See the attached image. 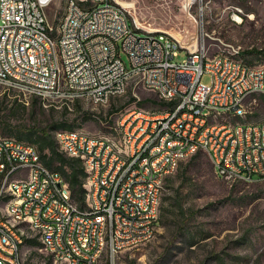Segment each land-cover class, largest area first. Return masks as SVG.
<instances>
[{"label":"built area","instance_id":"1","mask_svg":"<svg viewBox=\"0 0 264 264\" xmlns=\"http://www.w3.org/2000/svg\"><path fill=\"white\" fill-rule=\"evenodd\" d=\"M86 1L94 2V10L80 13L75 3L67 6L62 36L51 39L43 36L40 18L50 3L0 0V85L25 96L43 87V104L65 99L69 105L78 98H105L131 81L157 94L177 95V102H166L169 114L149 115L136 108L123 119L131 130L130 143H124L127 158L116 157L108 136L93 141L63 133L66 155L89 159V172H94L91 210L74 208L69 184L34 157L35 144L0 137V264L28 258L18 251V239L29 237L18 236L17 228L26 226L40 229V236H31L37 245L29 252L49 253L63 264H116L122 247L146 245L152 231L148 222L158 221L162 172L171 173L181 155L195 156L203 144H210V157H217L218 177L245 183L264 177V128L258 123L242 127V116L255 113V103L264 101L262 64L248 72L222 61L219 53L209 55L205 44L190 50L173 34L138 24L118 0ZM193 3L185 5L188 13ZM230 19L241 24L244 16L232 7ZM183 50L188 57L176 61ZM205 74L211 84L202 82ZM203 91H210V100H203ZM251 91H259V99H252ZM210 116L224 117V125L204 129ZM234 120H241V128H234ZM116 143H122L120 136ZM3 181L19 189V199L5 192Z\"/></svg>","mask_w":264,"mask_h":264},{"label":"rangeland","instance_id":"2","mask_svg":"<svg viewBox=\"0 0 264 264\" xmlns=\"http://www.w3.org/2000/svg\"><path fill=\"white\" fill-rule=\"evenodd\" d=\"M192 1L119 0L135 22L173 34L185 48L195 50L198 43L205 44L209 55H215L228 54L233 46L248 63L264 65V0H196L188 13L185 5ZM66 2L52 0L46 8L51 24L59 21ZM232 7L240 9L243 23L231 21ZM187 57L183 50L176 61ZM211 81L209 74L202 77L205 84ZM158 94L129 81L126 92L107 104L80 99L66 107L65 100L43 104L38 98L34 106L37 97L0 85V118L12 127L28 130L66 123L80 132L108 136L120 146L116 137L122 141L121 124L127 113L136 107L149 112L163 109ZM182 161L181 169L165 185L162 198L169 197L165 203L168 210L154 239L123 251L119 264H264V180L228 182L217 176L212 158L204 150ZM25 233L32 239L28 229ZM33 246L30 242L23 244V256H28L25 264L36 256L39 259L33 264H60L49 253L29 252Z\"/></svg>","mask_w":264,"mask_h":264},{"label":"bare ground","instance_id":"3","mask_svg":"<svg viewBox=\"0 0 264 264\" xmlns=\"http://www.w3.org/2000/svg\"><path fill=\"white\" fill-rule=\"evenodd\" d=\"M50 1L51 0H49L48 2H43L41 0H28V2H35V3H40V4H49ZM74 3L80 9V13H90V10H94V2H87L86 0H67L62 16L60 17L58 22L51 24V28H50V22L48 21V18L46 15V11H40V18H42L43 36L51 37V39H58V37L62 36V31H64L65 21L67 18V6H74ZM190 3H187L186 7ZM240 16H243L241 11H240ZM179 41L182 43L181 39H179ZM240 54H241L240 50L239 52H236V53L234 51L233 52L229 51L228 54H219V58L224 62H228L229 64H236L242 67H247L248 72H255L256 70H258L257 65H250V63L249 64L246 63ZM262 73H264V65H262ZM128 84H129V81H123L121 91L116 92V93H109L107 97L105 98H99L97 96H89L86 98H78V100L89 99L96 104H107L112 97L125 93ZM148 90L155 92V89H148ZM158 93L161 96V98L168 103L177 102V95H172L170 92H158ZM31 95L42 99V96H44V88L43 87L31 88ZM251 98L259 99V91H251ZM62 100H65V99L53 100V102H59ZM203 100H210V91H203ZM132 112H136V110H133ZM169 113H171V104H168L167 108L160 112H149V115H164V114H169ZM129 114L127 113L125 118ZM257 123H258L259 128H264V101H258L257 103H255V113H245L242 116V127H254V126H257ZM222 125H224V117L210 116L204 122V129H213L216 126H222ZM121 127H122L123 136H122V143L120 144V146L116 145L113 141L109 139H108V144H113V151H116L117 158H127L129 157V150H127V148L124 146V143H130L131 130H129L128 127H124V120L121 124ZM234 128H241V120H234ZM63 133H67L69 135L83 136L84 138L92 139L93 141H101L102 139H105L104 137L90 135L84 132H80L78 130L58 131L56 134L57 143L59 145L60 150L66 154H67V145L64 144L63 142ZM0 137L1 139L12 142V143L28 144L26 142L19 141L8 135L6 136L2 134L1 131H0ZM203 150L211 154V145L203 144ZM32 153H34V157L41 158L39 150L34 145H32ZM190 156L192 155H181L179 160L174 164V166H172L171 173L162 172V175L159 178V186L157 187V200H156V208H155V218L156 219L159 218V214H160L159 213L160 201L162 198V192H163V187L165 185L164 183H165L166 178L172 175L178 169L183 159L190 157ZM211 158H212L213 164H217V157H211ZM82 160L84 161L85 168L87 172L89 173L88 202H87V206L85 209H82V208L80 209L74 201H73V204H74V208H76L77 210H91L92 204H95V201H96V184H94V172H89L90 171L89 159H82ZM50 173H58V172L50 169ZM58 176L63 177L60 173H58ZM261 180H264V177H262ZM237 181L244 182V180H237ZM3 188L5 192H11L12 199H19V189H12L11 181H3ZM157 222L156 221L148 222V229H152V231H150V233L146 235V243L154 239L155 234H156ZM27 229L31 232L32 234V235L30 234L31 236H40V229L34 226H26L22 228H17V235L22 236V237H28V235H26L25 233V230ZM25 239L26 238L18 239V251H20L21 256H23L22 245L24 244ZM32 239L36 240V237H32ZM139 246H142V245L124 246L121 248V254L125 250L134 249ZM54 260L57 263L63 264V259L54 258ZM19 264H25L24 258H19ZM116 264H119V258L116 259Z\"/></svg>","mask_w":264,"mask_h":264},{"label":"trees","instance_id":"4","mask_svg":"<svg viewBox=\"0 0 264 264\" xmlns=\"http://www.w3.org/2000/svg\"><path fill=\"white\" fill-rule=\"evenodd\" d=\"M232 12V11H231ZM227 19L228 16H226ZM247 53H256L260 54L261 51H249ZM244 60V59H243ZM245 61V60H244ZM248 63V61H245ZM249 64V63H248ZM254 65V64H250ZM156 93V92H155ZM159 96V94H158ZM119 96H114L110 99V102L113 100H116ZM39 97L33 99L34 106L39 103L38 100ZM41 99V98H39ZM132 101L135 99L131 98ZM160 102L165 106L163 109H157L150 112H160L167 108L166 101L161 99L159 96ZM79 100H76V102ZM142 104V103H141ZM68 107V105L66 106ZM137 109H145L143 107H136ZM77 130L73 125H67L66 123H60L57 125H50L42 130H36V129H20L17 127H12L10 124H8L4 119L0 118V131L4 135H8L10 137H13L19 141L26 142L28 144H35L34 146L37 147V149L40 152L41 158L43 163L48 166L51 170L57 171L60 173L67 184H69L71 189V194L73 197V201L77 204V206L81 209H85L88 202V177L89 173L87 172L85 168L84 161L80 158L70 157L66 155L63 151L60 150L59 145L56 140V133L58 131H74ZM54 131V132H53ZM56 131V132H55ZM55 133V134H54ZM199 153H197L195 156L191 157H197ZM183 164V161L180 163L177 171L181 169V166ZM171 176V175H170ZM168 176L165 180V185L167 181H171ZM164 185L163 192L166 188ZM162 192V195H163ZM87 196V201H86ZM162 199H164V202H161ZM169 197L161 198L160 201V208H159V218L158 222L156 224V228L159 225V222L162 221V219L165 217L167 213V206H165V203H167V200ZM84 207V208H83ZM161 210V212H160ZM26 242H30L31 244L37 245V242L35 239L27 238ZM191 245H194V240H192Z\"/></svg>","mask_w":264,"mask_h":264},{"label":"water","instance_id":"5","mask_svg":"<svg viewBox=\"0 0 264 264\" xmlns=\"http://www.w3.org/2000/svg\"><path fill=\"white\" fill-rule=\"evenodd\" d=\"M41 1H43V2H48L49 0H41Z\"/></svg>","mask_w":264,"mask_h":264},{"label":"crops","instance_id":"6","mask_svg":"<svg viewBox=\"0 0 264 264\" xmlns=\"http://www.w3.org/2000/svg\"><path fill=\"white\" fill-rule=\"evenodd\" d=\"M27 239V238H26ZM26 239H25V241L24 242H26ZM22 249H23V245H22Z\"/></svg>","mask_w":264,"mask_h":264}]
</instances>
